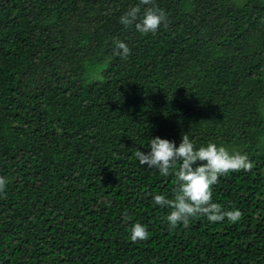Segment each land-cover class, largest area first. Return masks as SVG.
<instances>
[{"label":"trees","instance_id":"obj_1","mask_svg":"<svg viewBox=\"0 0 264 264\" xmlns=\"http://www.w3.org/2000/svg\"><path fill=\"white\" fill-rule=\"evenodd\" d=\"M138 3L0 0V264H264V0H155V35L120 23ZM185 134L254 163L213 187L237 223L169 230L176 178L134 152Z\"/></svg>","mask_w":264,"mask_h":264},{"label":"clouds","instance_id":"obj_2","mask_svg":"<svg viewBox=\"0 0 264 264\" xmlns=\"http://www.w3.org/2000/svg\"><path fill=\"white\" fill-rule=\"evenodd\" d=\"M141 6H147L143 8ZM120 23L128 29L147 35H155L161 26L167 27V13L156 6L155 0H139L119 18ZM114 54L126 59L131 55V49L122 41L115 42ZM150 151L135 150L134 156L140 165L157 169L162 176L174 175L176 187L173 198L165 195H155L153 202L161 208H169L165 217L169 230L178 226L187 228L189 222L197 217H204L210 223H222L227 219L237 223L243 218L238 210H227L213 201V187L219 183L222 176L237 172H251L254 163L246 153L230 152L223 146L209 142L199 148L190 140L187 134L181 138L177 147L175 142L156 137L150 140ZM8 179L0 176V196H6ZM128 219L127 214L124 217ZM150 237L147 226L139 222L130 228V240L135 243L147 241Z\"/></svg>","mask_w":264,"mask_h":264}]
</instances>
